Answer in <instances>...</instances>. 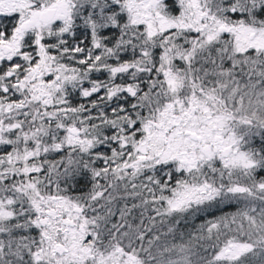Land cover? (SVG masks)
<instances>
[{
    "label": "snow or ice",
    "instance_id": "obj_1",
    "mask_svg": "<svg viewBox=\"0 0 264 264\" xmlns=\"http://www.w3.org/2000/svg\"><path fill=\"white\" fill-rule=\"evenodd\" d=\"M0 264H264V0H0Z\"/></svg>",
    "mask_w": 264,
    "mask_h": 264
},
{
    "label": "trees",
    "instance_id": "obj_2",
    "mask_svg": "<svg viewBox=\"0 0 264 264\" xmlns=\"http://www.w3.org/2000/svg\"><path fill=\"white\" fill-rule=\"evenodd\" d=\"M234 210H235V206H234V205H233V206H229V207H224V208L222 209V211H224V212H230V211H234ZM215 214H216V215H220V214H222V213L219 212V211H217ZM206 218H210V217L201 216V217H199V218L196 220V223L199 224V223L203 222V220H205Z\"/></svg>",
    "mask_w": 264,
    "mask_h": 264
}]
</instances>
